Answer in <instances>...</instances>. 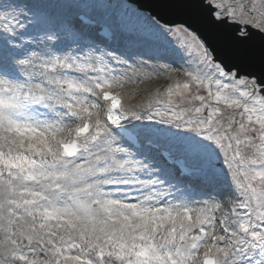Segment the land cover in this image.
Masks as SVG:
<instances>
[{"label": "snow or ice", "instance_id": "obj_1", "mask_svg": "<svg viewBox=\"0 0 264 264\" xmlns=\"http://www.w3.org/2000/svg\"><path fill=\"white\" fill-rule=\"evenodd\" d=\"M0 264H264V0H0Z\"/></svg>", "mask_w": 264, "mask_h": 264}, {"label": "rangeland", "instance_id": "obj_2", "mask_svg": "<svg viewBox=\"0 0 264 264\" xmlns=\"http://www.w3.org/2000/svg\"><path fill=\"white\" fill-rule=\"evenodd\" d=\"M122 3L124 5H129V4H126V1L125 0H122ZM133 9H135V7L133 5H129V7H127V10L128 11H132ZM154 82H155V84H153V83L148 84L149 88H151V92L152 91H155L156 88H160V87L163 88L164 85H166L170 81H158V82L154 81ZM142 100L145 101L146 100V97H142Z\"/></svg>", "mask_w": 264, "mask_h": 264}, {"label": "water", "instance_id": "obj_3", "mask_svg": "<svg viewBox=\"0 0 264 264\" xmlns=\"http://www.w3.org/2000/svg\"><path fill=\"white\" fill-rule=\"evenodd\" d=\"M129 1L138 5L146 4L148 2V0H129Z\"/></svg>", "mask_w": 264, "mask_h": 264}, {"label": "bare ground", "instance_id": "obj_4", "mask_svg": "<svg viewBox=\"0 0 264 264\" xmlns=\"http://www.w3.org/2000/svg\"><path fill=\"white\" fill-rule=\"evenodd\" d=\"M145 89H146L148 92H151V90H149V87L146 86ZM140 102H142L141 97H138L137 99H135V100L133 101V103H140Z\"/></svg>", "mask_w": 264, "mask_h": 264}]
</instances>
